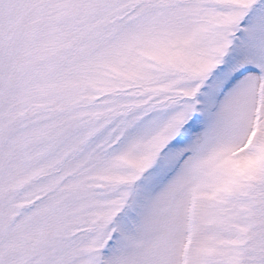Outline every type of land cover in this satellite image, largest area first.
<instances>
[{
  "label": "snow or ice",
  "instance_id": "6c2138e0",
  "mask_svg": "<svg viewBox=\"0 0 264 264\" xmlns=\"http://www.w3.org/2000/svg\"><path fill=\"white\" fill-rule=\"evenodd\" d=\"M0 264H264V0H0Z\"/></svg>",
  "mask_w": 264,
  "mask_h": 264
}]
</instances>
